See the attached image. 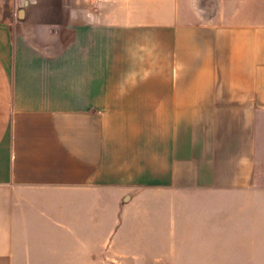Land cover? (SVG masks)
<instances>
[{
	"label": "crops",
	"instance_id": "obj_1",
	"mask_svg": "<svg viewBox=\"0 0 264 264\" xmlns=\"http://www.w3.org/2000/svg\"><path fill=\"white\" fill-rule=\"evenodd\" d=\"M202 1L4 2L0 264L138 226L264 264V0Z\"/></svg>",
	"mask_w": 264,
	"mask_h": 264
},
{
	"label": "rangeland",
	"instance_id": "obj_2",
	"mask_svg": "<svg viewBox=\"0 0 264 264\" xmlns=\"http://www.w3.org/2000/svg\"><path fill=\"white\" fill-rule=\"evenodd\" d=\"M5 1L0 0V13L1 9L4 12ZM202 2L207 14L215 15L218 1L203 0ZM140 228L138 226L135 232H123L107 239L105 264H241L240 250L177 248L176 242H165L160 235L147 236L138 232ZM210 245L223 246L224 243L217 242Z\"/></svg>",
	"mask_w": 264,
	"mask_h": 264
}]
</instances>
